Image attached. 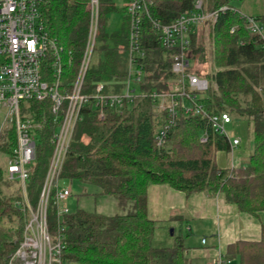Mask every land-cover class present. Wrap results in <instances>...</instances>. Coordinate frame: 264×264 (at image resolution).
<instances>
[{
	"label": "trees",
	"instance_id": "1",
	"mask_svg": "<svg viewBox=\"0 0 264 264\" xmlns=\"http://www.w3.org/2000/svg\"><path fill=\"white\" fill-rule=\"evenodd\" d=\"M89 0H49L43 7V19L49 34L71 58L64 80H74L85 48L89 25ZM126 3L128 0H121ZM153 18L169 24L181 14L191 11L195 0H145ZM234 0H210V9L219 11L209 27L214 72L202 73L206 62L204 33L199 29L191 36L192 70L208 80V89L199 94V101L210 113H227L232 120L247 123L251 148L244 166L220 169L215 163L219 151H228L225 139L209 132L200 143L205 128L200 118L180 116L165 137L166 144L157 145L156 135L163 116L149 98L135 100L122 115L108 111L99 120L91 103L84 106L82 120L75 126L59 180L79 181L94 185L99 194L112 196L130 211L106 217L97 213L77 211L65 215L61 226L64 249L61 264H193L185 254L182 238H175L172 248H155L152 244L155 222L147 215L149 185H168L185 195L205 193L215 197L223 194L225 202L239 212L257 216L264 211V39L249 32L245 17L253 18L264 28V0L260 10L249 14L232 6ZM98 26L94 53L85 77L84 91L92 83L113 85L114 90L125 79L127 50L118 47L127 42L129 18L122 9V26L107 31L108 14L117 8L115 0H98ZM205 9V6L203 5ZM206 10V9H205ZM201 34V35H200ZM141 47L143 92L164 89L170 78L171 60L144 25ZM162 54H164L162 56ZM164 74V76H163ZM27 104V102H26ZM32 117L43 124L38 132L34 165L25 183L27 200L36 206L52 153L54 131L47 101H29ZM6 137V142H5ZM0 143V152L10 153L15 144L13 129ZM88 141L84 143L82 139ZM55 190H52L53 196ZM22 192L17 181L4 179L0 167V264H9L11 255L23 237L28 211L21 204ZM20 204V206L18 205ZM47 223L56 234L57 218L51 197ZM226 260L239 264H264V241H237L227 247Z\"/></svg>",
	"mask_w": 264,
	"mask_h": 264
},
{
	"label": "built area",
	"instance_id": "2",
	"mask_svg": "<svg viewBox=\"0 0 264 264\" xmlns=\"http://www.w3.org/2000/svg\"><path fill=\"white\" fill-rule=\"evenodd\" d=\"M48 3L49 0H0V143L11 128L15 137L10 153L0 152V155L7 157L4 179L19 183L21 204L29 215L22 240L11 255L9 264H61L60 255L64 249L61 224L68 214L65 202L71 193L67 188L59 187V175L74 128L82 120L86 104L91 103L98 119L104 120L108 111L122 115L135 100L149 98L155 110L163 116L161 129L155 137L159 147L166 144V134L177 124L180 116L197 117L205 122L200 143H205L209 132H212L226 140L230 153L240 144L238 137L228 136V128L233 127L232 118L227 113L208 112L199 101V94L208 89L209 83L197 76L190 64L191 36L203 24H213L218 13L226 11V7L207 11L203 8V0H195L191 11L164 24L152 17L145 0H128L124 3L129 18L127 42L125 46L118 47L120 52L127 50L125 79L116 83L122 88L121 92L108 93L112 85L103 82L92 83L91 90L84 91L87 69L95 48L98 0L88 1L89 25L85 48L76 76L70 83L65 82L64 72L71 64V58L64 61L63 48L50 36L43 19V7ZM245 19L249 32L264 39L263 26L251 17ZM147 23L151 35L165 52L164 60H171L170 78L163 81L164 89L160 91L136 92L131 84L140 88L143 82L141 60L145 52L141 42ZM29 101H47L54 125L50 161L38 202L33 208L27 200L25 183L34 165L38 132L43 124L30 113L21 116L22 103L28 104ZM82 141L87 143L88 140ZM53 189L55 192L51 196ZM51 197L57 218L55 241H52L47 223ZM214 264L231 262L219 255Z\"/></svg>",
	"mask_w": 264,
	"mask_h": 264
},
{
	"label": "rangeland",
	"instance_id": "3",
	"mask_svg": "<svg viewBox=\"0 0 264 264\" xmlns=\"http://www.w3.org/2000/svg\"><path fill=\"white\" fill-rule=\"evenodd\" d=\"M116 10L108 14L107 17V31L115 32L122 26V9L124 8V3L121 0H115ZM203 5L206 10L210 9V0H203ZM262 5V0H234L232 1V6L241 11L248 12L249 14L257 13ZM199 33H204V51L206 56V62L203 65L202 73L205 72H214L215 67L212 63V43L209 27L206 30L199 29ZM201 35V34H200ZM96 53L93 54L92 60L96 59ZM64 61L66 62L69 57L66 53H63ZM192 66V61L190 60ZM132 88H136V92H140L139 85L132 83ZM110 91L108 93L121 92L122 88L113 89L114 86H109ZM155 109V108H154ZM29 105L22 103L21 105V116H27L30 113ZM31 114V113H30ZM228 136L230 138L238 137L243 145L242 148L235 150V159L237 165H243L248 160L250 148H251V137L250 132L247 127V123L241 120H233V127L228 128ZM86 142L87 139L84 138ZM238 151H240L238 153ZM228 151H219L215 155V163L220 169H229L231 167V157ZM7 164V157L0 155V167L5 168ZM60 188H67L71 195L66 200L65 204L68 208V215L74 214L77 211H83L88 213H97L98 215L112 217L115 215H123L130 211L128 206L120 205L116 199L112 196L99 194V190L94 185L83 183L79 181H68V180H59L58 182ZM188 195H185V198H188ZM208 221L207 219L204 221ZM202 222V223H204ZM173 221L169 220L167 222H156L155 231L153 235L152 244L155 248H172L175 245V238L178 236L175 228V225L171 224ZM172 231L173 235L170 233ZM210 230L209 226H200V228L193 230L192 235L185 241V254L189 259H192L193 256H196V252H204L205 250H213L217 252L216 248H212L213 238L212 234L207 233ZM217 231L216 229H214ZM204 233V234H197ZM216 234V232L214 233ZM52 241H55V236L51 233ZM207 241V246L202 247L200 245L201 239ZM228 245L224 248L223 256L226 255ZM218 256V255H217ZM215 258V259H214ZM213 259L216 260L217 257ZM234 264H239L237 259H232Z\"/></svg>",
	"mask_w": 264,
	"mask_h": 264
},
{
	"label": "crops",
	"instance_id": "4",
	"mask_svg": "<svg viewBox=\"0 0 264 264\" xmlns=\"http://www.w3.org/2000/svg\"><path fill=\"white\" fill-rule=\"evenodd\" d=\"M242 145L240 140L239 146L229 153L230 168L241 167L247 163L246 161L243 165H237L235 159V150H240ZM147 215L155 223L173 221L171 224L175 225L174 229L178 234L176 238H182L184 246L193 230L204 225L210 227L207 233L212 234L213 244L211 246L216 248L217 252L209 249L204 252H196V256L190 259L193 264H214V257L223 256L224 248L237 241H264V211L259 212L257 216L239 212L236 207L225 202L223 194L211 197L201 192L185 198L184 193L176 191L168 185H149ZM206 219L208 221L204 222ZM215 232L216 234H214ZM203 240L204 238L201 239L200 245L206 247L207 241L202 243ZM229 261L234 264L232 259Z\"/></svg>",
	"mask_w": 264,
	"mask_h": 264
},
{
	"label": "water",
	"instance_id": "5",
	"mask_svg": "<svg viewBox=\"0 0 264 264\" xmlns=\"http://www.w3.org/2000/svg\"><path fill=\"white\" fill-rule=\"evenodd\" d=\"M171 234H173V231L171 230V232H170Z\"/></svg>",
	"mask_w": 264,
	"mask_h": 264
}]
</instances>
